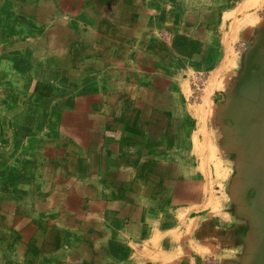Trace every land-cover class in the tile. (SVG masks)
I'll return each mask as SVG.
<instances>
[{"label": "crops", "instance_id": "crops-1", "mask_svg": "<svg viewBox=\"0 0 264 264\" xmlns=\"http://www.w3.org/2000/svg\"><path fill=\"white\" fill-rule=\"evenodd\" d=\"M0 264H264V0H0Z\"/></svg>", "mask_w": 264, "mask_h": 264}, {"label": "rangeland", "instance_id": "rangeland-1", "mask_svg": "<svg viewBox=\"0 0 264 264\" xmlns=\"http://www.w3.org/2000/svg\"><path fill=\"white\" fill-rule=\"evenodd\" d=\"M259 1L260 0H258V2ZM255 5H257V1H256ZM206 152H210V157L208 158V160H209V162H211V159L213 158L212 157L213 156L212 150H209V151H206ZM214 168H215V176L217 178H219L220 181H217V180L216 181H211V180L208 181L207 184H208V189L210 191V195L211 196L217 194L216 192L213 191V185H218V187H221V189H222L223 186H224V182L222 181V179H224L227 176V171L223 170V167L216 165ZM204 170H206V172L208 173V177L210 178V174L212 172V166L204 167ZM215 199H216V204L214 206L212 205L211 198L209 199V203H207L206 206H213L212 210L218 211V209H219V212H221L220 211L221 208H222L221 207L222 206L221 202H220V200H219V202H217L218 198H215ZM220 220H221L220 221L221 227H230L231 219L226 214L220 215Z\"/></svg>", "mask_w": 264, "mask_h": 264}, {"label": "bare ground", "instance_id": "bare-ground-1", "mask_svg": "<svg viewBox=\"0 0 264 264\" xmlns=\"http://www.w3.org/2000/svg\"><path fill=\"white\" fill-rule=\"evenodd\" d=\"M214 167H215V166H214ZM215 202H216V201H215ZM213 203H214V202H213ZM213 203H212V204H213ZM185 226H186V225H185ZM156 257H157V256H156Z\"/></svg>", "mask_w": 264, "mask_h": 264}]
</instances>
